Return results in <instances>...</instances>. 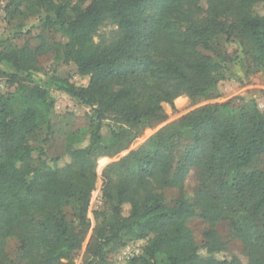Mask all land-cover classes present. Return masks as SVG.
Segmentation results:
<instances>
[{"label":"trees","instance_id":"obj_1","mask_svg":"<svg viewBox=\"0 0 264 264\" xmlns=\"http://www.w3.org/2000/svg\"><path fill=\"white\" fill-rule=\"evenodd\" d=\"M152 1L93 0L80 8L71 0H27V12H45L59 26L66 38L60 58L88 82L75 87L53 74L39 84L31 79L37 67L29 50L0 57L14 68L8 78L16 85L0 95V264H74L72 254L90 229L95 150L119 154L146 128L164 124L162 104L179 96L209 98L233 63L246 74L264 70V15L255 11L264 0H155L159 6L150 13ZM70 11L75 16L66 20ZM106 21L121 37L100 47L92 37ZM221 41H236L245 59L231 57ZM52 89L91 108L88 129L68 137L70 163L61 168L52 167L33 140L44 126L48 133L51 128ZM106 121L115 128L104 136ZM84 133L87 145L78 148ZM184 140L189 145L177 158L176 145ZM263 158L264 110L254 101L208 104L159 129L105 167L101 198L108 210L96 214L102 220L86 245L84 264H105L107 253L142 239L147 245L132 264H241V258L264 264V168L254 167ZM191 168L197 177L192 203L179 196L166 206L160 192L181 190ZM125 203L131 207L127 216ZM195 216L209 225L201 246L187 225ZM219 223L240 241V258L217 257L226 251L215 231ZM9 239L16 241L12 257L5 251Z\"/></svg>","mask_w":264,"mask_h":264},{"label":"rangeland","instance_id":"obj_2","mask_svg":"<svg viewBox=\"0 0 264 264\" xmlns=\"http://www.w3.org/2000/svg\"><path fill=\"white\" fill-rule=\"evenodd\" d=\"M93 0H71V7L79 4L80 8L87 7ZM159 3L155 0L149 3L148 10L155 13ZM203 6L206 7L205 3ZM27 0H0V57L7 54L10 50L26 49L34 54L37 70L31 74L32 81L42 83L48 80L51 75L59 78L68 79L75 87L85 86L88 77L78 75L77 68L73 63H64L62 58V45L66 43V38L62 36L59 26L48 22V14L42 11L35 13L27 12ZM37 11V10H36ZM259 15H264V6L262 4L255 7ZM75 16L71 11L66 15V20H71ZM53 20V18H51ZM118 27L111 21L104 22L94 33L93 43L100 46H110L120 39ZM225 51L233 58H244L242 47L236 41L224 42L220 44ZM205 53V52H204ZM240 63H233L229 66L230 76L227 80L217 84L209 93V98H203L197 101L189 99L186 95L174 99L173 104H162V108L168 117V120L159 127L154 129L146 128L143 133L133 140V142L123 151L115 156L102 152V147H98L93 153L96 157V179L94 189L91 192L87 217L90 221V229L84 237L81 249L72 254L74 264H84L86 260V245L93 234V230L100 224L102 216L97 218L96 214H101L108 210L107 205L101 198L103 188V172L109 164L120 161L127 156L129 152L138 148L150 136L164 127H173L178 121L191 111H194L208 104H221L236 98H243L246 101H254L260 110H264V70L257 73L246 74L244 66ZM0 95L14 91L15 84L9 81L8 75L15 73L14 68L4 61L0 60ZM51 98L54 108L50 117L51 128L49 133L46 126L33 136L34 144L42 147L46 161L55 168H61L70 163V157L65 150V144L71 134L78 131H86L89 125V116L91 108L78 103L73 98L60 91L51 90ZM239 102L237 101L236 104ZM106 124L108 126H106ZM111 127V128H110ZM114 125L106 121L102 128V135L107 136ZM84 141L77 145L78 148L87 145V134H83ZM189 141H179L176 145L175 155L180 157L184 153L185 147ZM36 156V152L33 153ZM102 158V159H101ZM104 158V159H103ZM54 159H58L57 162ZM254 167L263 169L264 158L255 162ZM197 185L196 171L190 169L181 190H163L160 192L161 199L166 206L172 207L179 196L192 203L193 191ZM123 215L127 216L131 209L130 204L125 203L122 206ZM67 220L72 223L73 228H77L78 222L71 208L65 210ZM187 225L191 228L195 244L201 246L203 241V232L209 228V225L198 218L192 217L188 220ZM77 230V229H76ZM215 231L222 242L226 244L222 257H241V243L231 237L230 228L227 223H219L215 226ZM147 245V239L130 241L124 246L107 253L105 264H132L133 260L140 257ZM16 241L9 239L5 245V251L10 257L14 255ZM206 255L203 249L199 252ZM241 264H247L245 258H241Z\"/></svg>","mask_w":264,"mask_h":264}]
</instances>
